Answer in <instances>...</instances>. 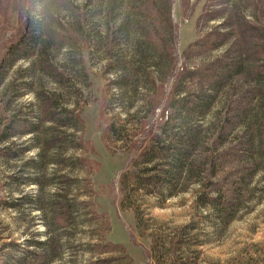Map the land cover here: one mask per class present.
Listing matches in <instances>:
<instances>
[{
	"label": "rangeland",
	"instance_id": "obj_1",
	"mask_svg": "<svg viewBox=\"0 0 264 264\" xmlns=\"http://www.w3.org/2000/svg\"><path fill=\"white\" fill-rule=\"evenodd\" d=\"M0 264H264V0H0Z\"/></svg>",
	"mask_w": 264,
	"mask_h": 264
},
{
	"label": "trees",
	"instance_id": "obj_2",
	"mask_svg": "<svg viewBox=\"0 0 264 264\" xmlns=\"http://www.w3.org/2000/svg\"><path fill=\"white\" fill-rule=\"evenodd\" d=\"M23 39H25V38H23ZM22 39V40H23ZM21 41V40H20ZM13 49V46H11V47H8V50L10 51V50H12ZM206 104V105H205ZM205 104H203V105H196V107L193 109V110H196L197 108L199 109L200 107L202 108L203 107V109H205V110H203L202 111V114L204 113V112H206L207 111V108H208V106H209V103H205ZM48 243L47 242H44V243H41V244H39L40 246H46Z\"/></svg>",
	"mask_w": 264,
	"mask_h": 264
}]
</instances>
